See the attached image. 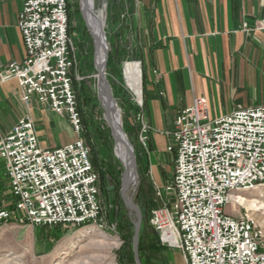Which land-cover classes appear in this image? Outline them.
<instances>
[{
    "label": "built area",
    "instance_id": "1",
    "mask_svg": "<svg viewBox=\"0 0 264 264\" xmlns=\"http://www.w3.org/2000/svg\"><path fill=\"white\" fill-rule=\"evenodd\" d=\"M68 3L23 0L17 25L25 54L0 69V82L16 79L24 101L36 95L52 111L65 115L76 137L43 148L29 115L0 134L10 198L0 208V223L14 219L34 226L102 228L98 174L82 135L73 87ZM242 27L247 29V23ZM263 27V21L255 26ZM142 107L140 95L132 120L146 146L150 126ZM171 136L167 150L174 152L172 178L156 196L169 191L173 201L151 209L153 228L181 248L186 264H264L261 226L248 214L226 211L236 195L264 186V105L211 117L205 99L195 98L177 114Z\"/></svg>",
    "mask_w": 264,
    "mask_h": 264
},
{
    "label": "crops",
    "instance_id": "2",
    "mask_svg": "<svg viewBox=\"0 0 264 264\" xmlns=\"http://www.w3.org/2000/svg\"><path fill=\"white\" fill-rule=\"evenodd\" d=\"M22 3L0 0V69L24 57L17 25ZM131 6L134 13L131 20L122 21L120 39L134 45L142 65V94L140 67L139 74L131 76L132 89L136 98L142 96L143 116L150 126L149 165L162 187L172 178L174 152L167 147L181 109L199 97L205 99L211 117L264 105V27L255 28L259 21L264 23V0H131ZM22 91L16 79L0 82L1 135L29 115L41 147L75 139L65 115L52 111L36 95L24 101ZM4 171L0 158V177L7 183ZM159 201L156 206L169 205L172 193L163 191ZM34 227L38 231L45 226Z\"/></svg>",
    "mask_w": 264,
    "mask_h": 264
},
{
    "label": "rangeland",
    "instance_id": "3",
    "mask_svg": "<svg viewBox=\"0 0 264 264\" xmlns=\"http://www.w3.org/2000/svg\"><path fill=\"white\" fill-rule=\"evenodd\" d=\"M103 5L104 34L109 49L106 77L121 113L122 129L133 146L136 158L138 182L136 187L128 189V194L143 213L139 257L142 264H186L181 248L174 241L164 239L150 223V211L158 204L156 192L161 186L156 184L154 171L150 169L149 143L146 146L141 144L132 120L136 97L133 95L134 78L131 76L135 71L139 74L140 67L142 94V65L134 45L120 39L124 32L122 21L131 20L130 16L134 13L131 0H95L96 11ZM68 10V34L75 60L73 87L82 116V135L90 147V159L98 174L101 204L98 223L102 224V228L93 225L45 226L38 228V232L34 225L19 224L14 219L0 223V264H135L131 251L135 218L124 206L119 194L123 164L115 153V142L101 105L93 38L81 17L79 0H69ZM135 61L138 64H134ZM173 160L174 156L171 163ZM161 178L160 181H163ZM241 194L249 203L254 202L256 208L232 201L227 204L226 211L234 216L248 214L264 231V186ZM9 200L7 183L0 177V208L7 206ZM49 240L53 241L49 243Z\"/></svg>",
    "mask_w": 264,
    "mask_h": 264
},
{
    "label": "water",
    "instance_id": "4",
    "mask_svg": "<svg viewBox=\"0 0 264 264\" xmlns=\"http://www.w3.org/2000/svg\"><path fill=\"white\" fill-rule=\"evenodd\" d=\"M89 10L88 7V0H79V11L81 14V17L85 23V27L89 31L91 37L93 38L94 42V56L96 52L97 46L101 45L104 53V59L102 61V64L96 68L97 71L96 78H97V85H98V91H99V82L103 84L105 87V100L104 103H102V108L104 112V117L105 121L109 127L110 134L112 138L114 139L115 142V147L118 142L123 143L126 151V160L122 162L123 164V176L121 180V185L119 189V194L120 198L126 207V209L130 212L133 213L134 215V227H133V235H132V240H131V251L132 255L135 261V264H142V261L139 257L138 253V245H139V236H140V231H141V226H142V219H143V213L139 205L133 201L132 196L128 194V189L130 187H136L137 182H138V177H137V167H136V158L134 154V149L130 147L127 141H125L117 132L112 124L111 121V111H112V102L115 101V98L113 96V91L111 87V83L106 77V63L108 59V53L109 49L106 45L103 44L100 36L92 30L90 27L86 14ZM95 63V60H94ZM137 179L136 181H134Z\"/></svg>",
    "mask_w": 264,
    "mask_h": 264
},
{
    "label": "bare ground",
    "instance_id": "5",
    "mask_svg": "<svg viewBox=\"0 0 264 264\" xmlns=\"http://www.w3.org/2000/svg\"><path fill=\"white\" fill-rule=\"evenodd\" d=\"M88 7H89V10L86 14L87 21H88L90 27L92 28V30L100 36L103 44L108 47V44L106 42V37L104 34V5L102 6V8L100 10L96 11L95 10V0H88ZM103 59H104V53H103L102 46L98 45L96 48V52H95L96 68H98L102 64ZM99 92H100V99H101L102 103H104L105 87L103 86V84L101 82H99ZM111 121H112V124L114 125V127L116 129V132L125 141H127L128 144L130 145V147L133 149L132 144L130 143L127 135L125 134V132L122 129L121 113H120V110H119L115 101L112 102ZM115 153L122 162H124L126 160L127 154H126L125 147H124L123 143L118 142L116 144ZM136 180L137 179H135L134 181H136ZM233 201L238 202L240 205L249 204L251 206V208L255 207L254 202L249 203L247 198L245 196H243L242 194L236 195L234 197Z\"/></svg>",
    "mask_w": 264,
    "mask_h": 264
}]
</instances>
